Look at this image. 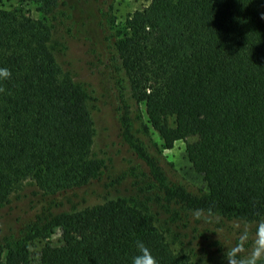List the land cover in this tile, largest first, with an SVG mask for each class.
<instances>
[{
    "label": "trees",
    "instance_id": "16d2710c",
    "mask_svg": "<svg viewBox=\"0 0 264 264\" xmlns=\"http://www.w3.org/2000/svg\"><path fill=\"white\" fill-rule=\"evenodd\" d=\"M20 1H31L39 16L0 7V68L11 72L0 79V203L28 178L56 194L87 184L103 166L92 153L88 91L53 44V19L63 34L78 30V1ZM108 6L95 25L130 96L164 149L185 141L206 184L199 194L167 187L168 199L264 221V0H150L119 22ZM56 230L60 245L49 241ZM34 238L42 243L39 264H131L137 241L159 264H198L171 248L143 200L118 197L40 216L0 246V264H31Z\"/></svg>",
    "mask_w": 264,
    "mask_h": 264
},
{
    "label": "rangeland",
    "instance_id": "374dc122",
    "mask_svg": "<svg viewBox=\"0 0 264 264\" xmlns=\"http://www.w3.org/2000/svg\"><path fill=\"white\" fill-rule=\"evenodd\" d=\"M77 1L79 8L74 14L80 23L78 30L63 34L58 19H53V44L58 62L88 91L95 130L92 153L103 166L87 184L56 194L46 195L33 179H26L0 203V246L21 237L49 212H69L121 197L145 201L171 248L188 254L193 262L219 264L250 258L258 242H264L259 232L264 221L192 210L174 198L168 199L167 187H182L193 194L205 191L203 175L188 160L184 140H176L167 149L162 147L160 135L148 123L143 105L130 96L127 81L96 29L98 15L108 4L119 22L150 0ZM0 7L21 8L29 16H39L31 1L0 0ZM49 241L53 245L63 243L60 231L56 230ZM41 245L40 240H29L31 264H39Z\"/></svg>",
    "mask_w": 264,
    "mask_h": 264
},
{
    "label": "clouds",
    "instance_id": "9594fccd",
    "mask_svg": "<svg viewBox=\"0 0 264 264\" xmlns=\"http://www.w3.org/2000/svg\"><path fill=\"white\" fill-rule=\"evenodd\" d=\"M11 76V72L7 68H0V79H6ZM2 90V89H0ZM259 232L264 240V225H261ZM136 253L131 257V264H159L157 258L152 254L150 249L143 241H137L135 244ZM264 256V242H258L251 253V257L246 264H256L257 260ZM228 259V258H227ZM229 264H234V261L228 259Z\"/></svg>",
    "mask_w": 264,
    "mask_h": 264
}]
</instances>
